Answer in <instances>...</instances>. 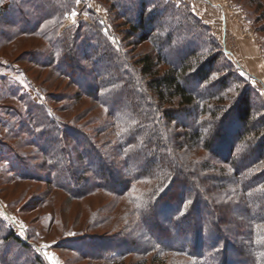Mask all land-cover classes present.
Returning a JSON list of instances; mask_svg holds the SVG:
<instances>
[{
	"label": "trees",
	"instance_id": "16d2710c",
	"mask_svg": "<svg viewBox=\"0 0 264 264\" xmlns=\"http://www.w3.org/2000/svg\"><path fill=\"white\" fill-rule=\"evenodd\" d=\"M249 1L259 10L264 0ZM24 3L40 11V15L44 12L42 6H50L48 0L21 2ZM116 5L113 3L111 6L115 9ZM11 7L14 9L11 10L9 18L0 16V37L11 42L20 35L38 37L45 43L54 44L55 49L35 52V55L41 57V62H44L42 59H47L44 63H39L49 67L60 77L66 74L60 69L63 62L67 61L68 65L72 62L71 66L77 63L75 52L79 44L91 45L80 30L76 36L72 35V39L65 38L66 32L54 40L50 37V31L46 34L43 27L28 20V12L32 9L26 10L19 3ZM141 8L134 21L128 22L130 36L138 33L149 36L154 32L155 21L161 19L156 9L146 15V6ZM54 10L59 13L60 5L56 8L54 6ZM16 15L19 21L17 29H5L4 27L13 25ZM123 18H127V15ZM259 21L263 22L259 29L264 32V10L259 14ZM143 37L144 40L147 38ZM173 39L174 35L168 34L164 40H155V55L146 53L135 60L133 65L139 69L138 75L128 65L127 72L119 68L117 83H123V90L120 85L117 88L106 87L101 82L94 85L97 100L107 108L112 118L108 121L111 124L107 123L106 128L101 130H111V137L107 141L98 145L90 134L62 125L66 143L60 142L59 148L57 141L52 140L45 147V150L48 148L63 153L67 151L64 158H76L77 164L64 159L66 167L70 165L72 171H78L77 183L83 181L84 184L79 186L80 192L71 191L73 198L103 191L117 198H125L130 204V209L126 211L125 227L100 237L95 246L98 251L95 249L84 256L106 264H123L128 256L143 257L136 264H174L177 263L174 255L183 258L177 264H264V213L257 210L259 201L264 203V114L254 104L250 90L238 91L232 104L228 108L224 105L229 76L209 83L208 86L214 87L212 91L216 92L212 98L217 100L210 105L206 104L213 99L205 100L204 95L198 90L191 91L188 85L195 80L198 89L210 79L211 74L219 72L220 64L217 61L224 58L223 52L218 49L216 52L212 50L203 53L195 49L175 61L171 59V55L163 53L165 46L171 48L170 51H183L181 46L180 50L172 48ZM99 42L102 46L96 47V50L103 58L120 61L119 54L111 49V42L104 39H99ZM4 43L8 42H0V47ZM196 43L198 42L195 41L192 45L195 48ZM188 44L189 41L182 43L184 46ZM123 59L121 60L128 64ZM79 74L92 73L81 68ZM132 74L136 81L138 78L140 81L126 85L123 79ZM136 87L141 94L139 102L131 103ZM82 91H86L87 96L94 93L86 89ZM103 96H110L114 103L106 104L102 100ZM127 102L126 111L129 112L125 114L118 110V106ZM31 105L29 103L20 109H14L10 115L13 117L11 133L21 136L25 131L30 132L35 127L29 126L30 120L40 124V127L47 123L61 125V122L51 118L48 102L42 103L41 111L36 108L38 106ZM221 113L224 115L219 118ZM181 118L193 120L185 123L186 121H180ZM0 119L3 120L2 117ZM28 119L29 123L26 122ZM178 123H181L183 131H171V125ZM126 124L127 128L121 126ZM41 131L44 136L56 138L54 128L44 127ZM76 136L82 137L88 147L83 144L85 147L82 152L72 154V150L67 149ZM186 143L189 148L203 149L211 159L208 157L200 161L186 157L183 153ZM217 143L220 144L215 148ZM40 144L39 152H44L41 147L45 143ZM93 145L99 148L96 149ZM146 149L151 156L148 155V160L141 165ZM153 156L161 163L156 170H153ZM245 156L252 157V164L248 168L240 169L234 162L238 158L244 160ZM91 157H96L100 166H86L87 159ZM222 165L230 166L231 172L220 167ZM50 166L51 170L59 168L52 163ZM120 167H124L125 173L130 172L128 177L121 178ZM217 182L223 186L217 188ZM143 184L148 187L143 188ZM202 203L207 205L204 206L207 217L202 214ZM166 208L171 209L170 214L162 213ZM93 221L88 228H82L78 233H83L84 229H89L96 223L97 226L101 224L98 217ZM10 238L28 248L15 233L10 232L6 236V240ZM184 240V243L181 242ZM111 245L114 246L109 248ZM233 255L238 256L239 261Z\"/></svg>",
	"mask_w": 264,
	"mask_h": 264
},
{
	"label": "rangeland",
	"instance_id": "374dc122",
	"mask_svg": "<svg viewBox=\"0 0 264 264\" xmlns=\"http://www.w3.org/2000/svg\"><path fill=\"white\" fill-rule=\"evenodd\" d=\"M22 1L24 0H0V10L4 11L3 14L0 11V16L9 18L11 10L14 9L11 7L13 4L19 3L26 10L32 9L25 3L21 4ZM48 1L50 6H42L44 11L42 15L35 8L30 12L27 11L28 20L36 26L43 27L44 33L48 34L50 31L52 39L66 32L65 38L72 39L74 38L72 35L76 36L80 30L84 33L83 36H87L91 45L79 44L75 52L77 63L73 62L74 66H71L72 62L70 65L67 61L63 62L60 69L66 74L60 77L49 67L41 65L39 63L41 57L35 55V52L55 49L54 44H48L47 41L45 43L38 37L20 35L12 42L0 37V42H8L0 47V118H3L0 119V264H106L95 259H87L84 254L95 251L100 237L108 236L125 227L126 211L130 209L128 200L103 191L73 198L71 191L80 192L79 186L84 184L80 180L77 183L78 171H72L70 165L66 167L64 159L77 164L76 158L74 155V158L69 159L67 156L64 158L67 151L63 153L48 148L45 150L46 145L49 146L52 140L57 141L59 148L60 142L66 143L62 125L90 134L96 144L107 141L111 137V130L108 128L110 132H101V130L107 126V123L111 124L108 121L112 118L107 108L97 100L94 85L99 82L109 88H117L120 85L123 90L125 88L123 83H117L119 68L127 72V68L130 67L133 73L138 75L139 69L133 65L135 60L146 53L155 55V42L164 40L168 34L174 35L172 48L179 50V46L183 48L182 52L177 50L174 52L163 43L165 46L163 53L167 56L171 55V59L175 61L195 49L203 53L212 50L216 52L218 49L223 52L224 58L217 61L220 64V71L211 74L210 79L198 89L195 80L191 81L188 89L198 90L204 95L205 100L213 99L212 96L216 92L212 91L214 87L208 86L209 83L229 76L224 105L228 108L238 91L250 90L254 104L259 108L260 113L264 114V32L259 29L263 25V22L259 21V14L264 10V1L259 10L249 0ZM113 3L117 4L115 9L111 6ZM58 4L61 7L59 13L54 10V6L56 8ZM143 5L148 12L146 15L156 9L161 19L155 21L154 32L149 36L143 35L144 33L130 36L128 22L134 21ZM124 15H127V18L124 19ZM15 18L12 26L4 28L16 30L19 25L18 15ZM143 36L147 38L144 40ZM99 39L111 42V49L119 54L120 61H110L100 55L101 53L96 50V47L102 46ZM185 41H189V44L185 45L187 50L182 45ZM195 41L198 42L197 48L192 46ZM100 51L103 53V49ZM253 53L259 56L257 59L260 63L263 62V67L259 65L260 63L252 64ZM123 58L128 64L121 60ZM42 60L47 61V59ZM81 68H86L92 74L80 75ZM123 80L126 85L136 84L140 78L136 81L132 74L125 76ZM80 88L94 92V96H87V92H83ZM140 95V90L136 87L131 103L139 102ZM102 100L106 104L114 103L110 96H103ZM216 100L213 99L206 104L210 105ZM47 102L50 106L51 118L61 122V125L47 123L46 126L42 124L40 127V124L37 125L34 121L30 120L29 123L28 119L26 122L29 126H35L30 132L25 131L21 136L11 133L10 125L13 117L10 115L13 114L14 109L32 103L40 110L42 103L47 104ZM126 105L128 102L118 106V110L128 114ZM223 115L224 113H221L218 116L221 118ZM191 119L181 118L180 121L187 123L192 122ZM127 125L121 126L127 128ZM228 126L225 127L226 130L229 129ZM44 127L54 128L56 138L44 136L41 131ZM181 128V123L171 125V131L182 132ZM41 142L45 143L41 147L44 152H39ZM83 144L88 147L82 137L76 136L67 150H72V154L82 152L85 147ZM219 144H215V148ZM173 151L176 153V149ZM183 153L186 157L197 158L200 161L208 157L211 159L203 149L189 148L187 143ZM148 155L151 156L146 149L141 165L145 164L146 159L148 160ZM151 160L155 161L153 170L160 168L161 163L157 157L153 156ZM252 161V157L245 156L244 160L238 158L234 163L240 166V169H245L252 164ZM51 163L59 168L57 170L52 168V171ZM88 165L98 167L100 162L96 157H91L87 159L86 166ZM220 167L225 168L227 172L232 170L228 165ZM123 169L124 167H120L121 178L128 177L130 172L125 173ZM217 183V188L223 186ZM142 187L147 188L148 185L143 184ZM204 206L207 207L202 203L201 207ZM169 210L166 208L162 213L170 214L171 209ZM257 210L264 213V203L259 201ZM202 214L208 216L205 207ZM96 215L101 224L97 226L96 223L90 226L91 228L84 229L82 234L78 233L82 228H88L87 226L97 219ZM162 217L164 218V215ZM10 232L20 237L28 248L11 238L6 240ZM181 242L184 243L185 240ZM206 256L209 257V254ZM233 256L239 261L238 256ZM173 257L177 263L183 260L176 255ZM142 258L128 256L123 264H136L135 262Z\"/></svg>",
	"mask_w": 264,
	"mask_h": 264
},
{
	"label": "crops",
	"instance_id": "0c3cea01",
	"mask_svg": "<svg viewBox=\"0 0 264 264\" xmlns=\"http://www.w3.org/2000/svg\"><path fill=\"white\" fill-rule=\"evenodd\" d=\"M257 57H259L256 53H253V55H252V64L254 65V64H256V65H258L260 62H259V60L257 59ZM259 65H261L262 67H263V62H261ZM247 66H248V64H247ZM248 68H250L249 66H248Z\"/></svg>",
	"mask_w": 264,
	"mask_h": 264
}]
</instances>
